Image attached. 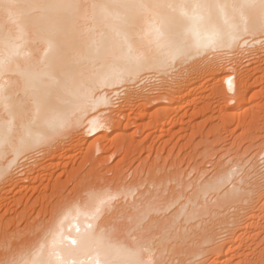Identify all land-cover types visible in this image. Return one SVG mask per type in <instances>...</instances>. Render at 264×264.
<instances>
[{
    "label": "bare ground",
    "instance_id": "6f19581e",
    "mask_svg": "<svg viewBox=\"0 0 264 264\" xmlns=\"http://www.w3.org/2000/svg\"><path fill=\"white\" fill-rule=\"evenodd\" d=\"M206 82L231 108L264 93V0H0V207L14 191L26 212L56 195L48 219L21 230L25 236L14 230L19 241L1 231L0 216V246L8 247L0 264H225L232 253L246 261L253 246L241 241L251 235L241 228L264 219L262 136L259 150L219 159L208 177L200 167L195 181L176 165L169 171L174 161L164 168L153 158L129 179L120 162L101 180L95 163V152L116 141L121 117H132L126 106L171 104ZM157 87L165 91L152 96ZM167 108L156 107L144 127L171 119ZM136 115L148 116L142 108ZM245 126L259 127L255 119ZM84 144L90 167L70 171L69 192L59 179L39 177ZM38 178L43 190L33 200Z\"/></svg>",
    "mask_w": 264,
    "mask_h": 264
},
{
    "label": "rangeland",
    "instance_id": "374dc122",
    "mask_svg": "<svg viewBox=\"0 0 264 264\" xmlns=\"http://www.w3.org/2000/svg\"><path fill=\"white\" fill-rule=\"evenodd\" d=\"M245 62L243 60V64H244L243 66H246ZM155 82H157V81H155ZM209 83H211V82L209 81ZM209 83L206 82L205 85L203 83H201V84L197 83L199 86L196 84L197 86L195 85V88H196V89H194L195 91L192 90L191 93L188 94L189 96L186 95L187 96L186 98H184V97L181 98V99L184 98L183 100L179 99L178 101H176V102L174 101L171 104H168L167 103L168 101L166 102V100L164 101L163 99H160L161 101L160 100L156 101V104L154 101L151 102L150 104H143L142 105L143 107L141 106L142 111L146 112V115H148V116H145L142 118H137L138 116L136 114H138V111H140V109H141L137 104H135V105H137V106H135L134 103H131V104H129L130 106L128 105L129 107L126 106L127 110L125 107V110L123 112L125 113V115H126V113L130 112V116H132L131 117L132 119L129 117L128 119H130V120L127 119L125 121L126 116L124 118L121 117L122 123H121L120 128H117L116 130H114V132H116V133H114L115 137H112V138L116 141H114V142L112 141V142H113V144L114 143L118 144L120 142L119 146L114 145V147L117 146L116 151H115V148L112 146L113 144L110 143L111 147H109L108 149L106 148V151L105 150H103V151L99 150L98 152H95V154H94L95 163L97 162V160H99L98 161L99 163L97 164L98 167L97 166L96 167L98 168V171H99L98 174L100 175V180L102 179L103 176H105V178L106 177L109 178L110 175L112 176L113 172L111 169H113L120 162L122 163L121 164L122 167L124 166L123 163H125L126 168H125V166L123 167V169H124L123 172H124V175H126V178L129 179L130 177H128V176H130V173L132 172L133 168L136 170V168L139 169L140 167H142V165H143V167L140 169H143L144 166L146 168V166H150L149 163L152 164L154 162V161H152L153 158H155L156 162H158V163L160 161L161 162V164L159 163L160 166H162L164 168H168L174 162H176L178 165L176 163L173 164L170 168H168V169H170L169 171H173L175 168V167L173 168V166L176 165V168L181 169L180 171H183V173H189L188 179L191 178L193 180L195 175H198L196 172H199V170L197 171V169L198 168L200 169V167H202L201 169H203V166H204V168L206 169V171L204 172L206 176L203 174L202 177H208L209 175L212 174V172H214L215 165L217 162H219L220 160H223V161L229 160L230 158H232V156H233L232 154H234V152H238L239 155L241 153L245 152V153H243V158H247L249 155H251L253 153V151L256 152V150H259L262 147L259 143V141L261 140L260 137L262 136V138H264V93L257 94L249 103L242 105L243 107L241 106L240 109L238 108V106L231 108L229 106L230 104H228L226 106V103H224L221 100V98H219V96H217L212 90L209 91V88H210ZM208 84H209V88H208ZM201 85H204V86H201ZM257 85H258V83H257ZM160 88L162 90L164 89L162 87H157L156 91L153 92L154 94L152 93V96H155V93L157 91L159 92V93L158 92L157 93L160 94L162 92V90L159 91ZM256 88H258V86H256ZM186 90L187 89H185V91ZM164 91L165 90H163V92ZM118 99L120 101H118L117 99L115 101H117L119 104L122 103L121 101H123V99H121V98H118ZM185 102L188 104H186ZM152 103H154V104H152ZM150 105H152V106H150ZM164 105H168L169 108L166 109L167 110L166 112H167V114H169V116H171L170 117L171 119H167L168 121L165 120L166 122L164 121L165 122L164 124L163 123L157 124L158 126L156 127V130H155V124L153 123L154 121L153 122L151 121L152 125H150V126L148 125V127L147 126L144 127V125H146L150 121L149 119L151 117L149 114H151V112H153V110L155 111L156 107L159 108L160 106H164ZM130 110H132V112L134 114H131L132 112ZM175 111H177V116L174 115ZM133 115H135V116H133ZM133 118L134 119L136 118V119L134 120ZM154 118L156 119V117H154ZM151 119H153V118H151ZM155 119H153V120H155ZM254 119L257 120V126H259V127H255V129L248 130L247 127L245 126V124L247 122H249L250 120H254ZM134 122H135V124H134ZM236 123L239 125H236ZM121 130L123 132L125 131L124 134L121 132ZM154 131H156V132H154ZM117 132H119V133H117ZM134 132H135V134H134ZM120 133H122L123 135L121 134V136H120ZM83 135H82V137L85 136V135L84 136ZM116 136L117 137L119 136V137L117 138ZM89 137L91 139L93 136H89ZM86 138L88 139V136L85 137L84 139H86ZM253 142L255 143V145H253V147L251 146L252 147V148L250 147L251 149L248 148L250 146V144H253ZM65 143L67 144V142H65ZM80 146H82V145L74 146V147H77L76 151H75V148H74V151L72 150L73 147L70 148L71 152H69L67 150L68 152L66 153L64 151L63 155H65V156H63V158H61L62 155H60L59 156L60 158L58 157V159L53 162L55 164L54 165L51 164L50 167H48V171L46 170V173H44V171H40L38 174L39 177L45 175V177L50 178V181H49V179L47 180L50 183H52L51 181H53V179L55 181L56 180L55 178H57L61 181L60 182L61 190L66 191V193L69 192L72 188L74 181H75V178L69 180V178L70 177L72 178V176H73V173H71L72 176L69 175L70 171H73V169L75 170L77 168L78 171H80V172L82 171L83 173H85V171L88 170V168L90 167V161H87V163H86V161H83V160H85L84 155H83V160H82V156H81L82 155L81 152H83V153L85 152L84 146H86V145L84 144L83 147H80ZM138 146H140V147H138ZM220 146H223V147H220ZM119 147H120V149H119ZM227 147L231 148L229 150L231 152L226 150ZM110 148H111V150H110ZM158 149H159V151H158ZM78 150H80L81 154L79 153ZM155 150H157V152ZM113 151H115V153ZM98 153H100V154H98ZM155 153H158V154H155ZM159 154H161L163 156L159 157ZM147 155H148V157H147ZM155 155H157V158L154 157ZM67 156H70V158ZM96 156H98V157H96ZM257 156H260V155H257ZM39 157H41V156H38L37 158H35L36 159L35 164L34 163L31 164V162H34L33 161L34 159H32L31 162L29 160L27 162V164L30 163L29 164L30 166L36 165L38 163L37 160L38 161L40 160V159H38ZM119 157H120V159H119ZM122 157H124L125 162H124V159ZM158 157L160 159H158ZM66 158H68V159H66ZM256 158H257L256 160H258V162H259L258 163L259 167H261L259 169L264 170V167H263L264 166V160L263 161L261 160V156L256 157ZM262 158H263V156H262ZM122 159H123V162H122ZM130 160H131V162H130ZM132 160H133V162H132ZM101 161H102V164H101ZM194 162H195V165H197L199 163L200 165L199 164L197 165L199 167H195V168L193 167L192 168V166H194ZM165 164H166V166H165ZM79 165H81V166H79ZM103 165H105V166H103ZM112 166H113V168H112ZM79 168H81V170H79ZM77 169L75 171L76 173L78 172ZM201 169H200V172H201ZM205 169H203L202 171H204ZM80 172H78V173H80ZM125 173H128V174H125ZM67 175H68V177H67ZM38 180H40V179L38 178ZM38 180L34 181V187H36V192L32 197L33 200L36 198V196L38 194L37 191L39 192V190H41L40 188H42V190H43V187H41L43 184L41 185L39 183L42 180H40V181H38ZM72 180H73V182L71 183ZM67 181L68 182L70 181V182L67 184ZM193 181H195V179ZM44 182H46V180H44ZM63 186H64V189H62ZM162 187L163 186H161L160 188L162 189ZM48 190H50V189H48ZM48 190H46V191H48ZM63 191H61V192H63ZM187 191H188V189L186 190V192ZM51 192L52 191L50 190L48 193L45 192V194H50L52 196L53 192H52V194H51ZM10 194H9V196H11V197H9V198L13 197L12 198L13 200L12 199L10 200L8 198L9 201H11L12 203L16 202L18 205L13 204L11 206L10 204H12V203L10 202V204H9L8 199L5 201L2 200L3 205L1 203L2 206L0 207V211H1L0 216L2 215V217H4L3 223L6 220L9 223V224L7 223V226L4 223L5 224L4 227L2 226V225H4L2 223L1 231H4V232H7L8 230L11 232L13 231V233L8 231L11 238H12V234L15 235V231L16 232L19 231L18 234L20 233L21 230L22 231L24 230V232H25V230H27L28 227H30L32 225L34 226L41 219H43V220L48 219L47 218L48 211H49V208H51L50 207L51 204H49V203H50V201L52 202L56 196V195H53L52 197H50V196L45 195L46 197H48V200L49 199L50 200L48 201L47 198L44 197V200L45 201L47 200L48 202H45L43 199H42L43 201L40 199L42 201V202H40L41 204L37 203L35 201L36 203L33 202V204L35 205V207H33V208H31L32 207L31 203H29V205L31 207L29 206L30 207V209H29L27 206L28 209L26 212V207H25L26 205H23L24 204L23 202L17 200L18 196H16V195L17 194L19 195V193H15V191H14V193L12 192V194L14 196L12 194L11 195ZM54 194H56V192H54ZM18 199L20 200V198H18ZM32 199H31V202H32ZM43 202L45 203V206L47 204H49L48 206L45 207L46 209L43 208V206H44ZM7 203L9 205H7ZM5 205L8 207V210H7ZM3 206L6 208L7 212L4 211L5 208L2 209ZM10 206L13 209H11ZM22 206H24L25 208ZM38 207H40V208H38ZM20 210L22 212H23V210H25L24 211L25 215L22 214L23 215L22 218H19L22 216ZM3 213H4V215L5 214L6 215L4 216ZM259 213H260V211H259ZM24 216H26V218ZM7 217L10 218V220L12 217H14V218H12L13 220L10 221V220H8ZM28 218H29V220H28ZM121 219L123 220V217H119L117 219V223L120 222L119 224H121V223L126 222L128 228H130L129 226L131 225V223H130L131 221H127V220L122 221ZM33 222H35V223L33 224ZM2 228H4L5 230L4 229L2 230ZM22 231H21V233H23L24 236L27 235V231H26V234ZM241 231L248 232L251 234L250 237L243 236L241 238V241L243 243L246 242V243L251 244L253 246L252 249L254 250V252L252 249H250L251 251L249 250L250 252H248L247 257H245L247 263H246V261H244L245 259L241 260V257L239 258V256L235 253L226 255L223 257V259L226 260L225 264H250V263L251 264L252 263L253 264H261V260H262L261 258L264 255V251L261 252L262 249L264 250V219H263L262 223L260 225H257V226H254V225L243 226V228H241ZM8 232L6 234H8ZM21 233H20V235H21ZM14 235H13V238H15ZM23 235H22V237L21 236L20 237L23 238ZM20 237L18 239V236H16L18 241L21 239ZM11 240H14V239H11ZM3 247L0 246V249H1L0 251L2 252V254L0 252V256L4 255L3 253L8 250V247L6 250H5V247H4V249H2ZM235 255H237V256H235ZM260 256H261V258H260ZM240 260H241V262H240ZM262 264H264V262Z\"/></svg>",
    "mask_w": 264,
    "mask_h": 264
},
{
    "label": "snow or ice",
    "instance_id": "6c2138e0",
    "mask_svg": "<svg viewBox=\"0 0 264 264\" xmlns=\"http://www.w3.org/2000/svg\"><path fill=\"white\" fill-rule=\"evenodd\" d=\"M228 83H229L230 88H231V85H232V78L231 77L229 78ZM91 134H95V129H93Z\"/></svg>",
    "mask_w": 264,
    "mask_h": 264
}]
</instances>
